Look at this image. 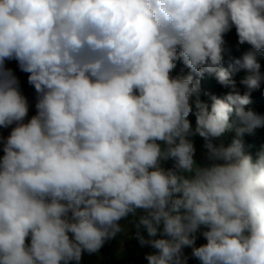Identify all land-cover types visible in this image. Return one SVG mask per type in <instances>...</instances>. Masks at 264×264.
I'll use <instances>...</instances> for the list:
<instances>
[{"label":"clouds","instance_id":"9594fccd","mask_svg":"<svg viewBox=\"0 0 264 264\" xmlns=\"http://www.w3.org/2000/svg\"><path fill=\"white\" fill-rule=\"evenodd\" d=\"M233 28L252 50L225 67ZM260 52L264 0H0V264H79L130 216L148 264H264V149L242 141ZM205 75L230 91L201 100Z\"/></svg>","mask_w":264,"mask_h":264},{"label":"trees","instance_id":"16d2710c","mask_svg":"<svg viewBox=\"0 0 264 264\" xmlns=\"http://www.w3.org/2000/svg\"><path fill=\"white\" fill-rule=\"evenodd\" d=\"M225 47L230 50V54H226L224 58V66L228 67L229 64L233 62L234 59H239L243 56L244 53L251 51V47L248 44H239L238 38H233L231 36V31L228 32L225 36ZM257 59L261 64V72L264 73V52L257 53ZM9 66L16 72L19 82L20 90L24 96H26L29 109L34 108L33 111L29 112L28 116L36 114L35 103H36V93L34 88L28 84L27 75L24 72H21L16 61H8ZM186 74L188 69L184 68L183 64L177 62L176 68L173 70L171 75L175 76L181 74V72ZM245 73L240 71L235 74L234 79L237 82V89L243 94L246 90L243 85L240 84V80L243 78ZM230 89L222 87L213 76L205 75L201 80V96L200 99L210 103L209 96L216 95L218 97H223ZM207 93V94H206ZM194 99L193 98V108H194ZM246 110H252L255 113L264 116V83L261 84V88L256 90L251 95V103L245 106ZM189 120L193 128L195 127V116L194 114L189 115ZM241 125H236L240 127ZM236 138L235 127L233 130L227 132L224 137L221 138L223 144L228 146L232 140ZM243 141V151L245 154L251 155L255 160L257 154L264 149V127L255 129L252 133H245L242 137ZM136 228L133 230V238L127 242L126 248L120 256L116 253L107 252L103 257L100 264H148L146 260V255L155 252L150 246H142L138 239L135 236ZM147 238V234L143 233ZM200 233H197L196 245L206 243L205 239L201 237ZM191 254V248L184 249V255Z\"/></svg>","mask_w":264,"mask_h":264},{"label":"rangeland","instance_id":"374dc122","mask_svg":"<svg viewBox=\"0 0 264 264\" xmlns=\"http://www.w3.org/2000/svg\"><path fill=\"white\" fill-rule=\"evenodd\" d=\"M231 36L233 38H238L236 35L235 28L231 30ZM34 108L29 109V112L33 111ZM31 117L28 116L27 119H30ZM189 119V118H188ZM11 131V127L9 128H0V137L6 138ZM192 142L195 146V155L194 159L197 163V165L203 167L210 163V161L206 158V150L203 148L204 141L199 135H195L190 137ZM221 138L216 141L217 144L221 143ZM223 143V142H222ZM3 155L2 151V144H0V156ZM173 161L169 160L167 162L163 163V167L165 169L171 168L173 166ZM121 226L125 229V231L118 233L117 236L113 239H110L105 242L103 247L96 253L89 254L87 252H84L82 254V258L79 262V264H100L103 257L107 254V252L110 253H116L118 256L122 254L126 248V244L128 241H130L133 238V230L135 228V218L134 217H128L125 220L120 221ZM203 238V236H201ZM185 256L188 257L187 264H200V262L193 258L191 254H185ZM71 264H75V262H71Z\"/></svg>","mask_w":264,"mask_h":264},{"label":"water","instance_id":"95a60500","mask_svg":"<svg viewBox=\"0 0 264 264\" xmlns=\"http://www.w3.org/2000/svg\"><path fill=\"white\" fill-rule=\"evenodd\" d=\"M7 67L8 68H10V69H12L10 66H9V64L7 63ZM12 71L14 72V74L16 75V77L18 78V76H17V74H16V72L12 69ZM19 80V79H18ZM19 84H20V82H19Z\"/></svg>","mask_w":264,"mask_h":264}]
</instances>
